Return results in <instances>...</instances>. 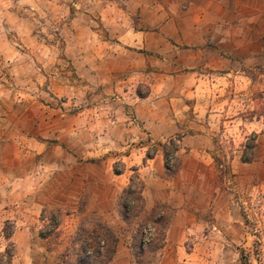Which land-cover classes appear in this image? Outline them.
Here are the masks:
<instances>
[{"label":"crops","instance_id":"obj_1","mask_svg":"<svg viewBox=\"0 0 264 264\" xmlns=\"http://www.w3.org/2000/svg\"><path fill=\"white\" fill-rule=\"evenodd\" d=\"M83 1L85 20H73L71 26L82 27L86 37L82 44L91 43L94 33L98 46L91 50V45H83L82 53L67 50L66 57L78 74L103 76V91L118 94L102 100L98 111L68 113L52 107L44 114L42 102H32L29 109L25 105L15 121L19 134L5 135L0 141L9 144L6 154L34 161L26 174L9 169L2 177L18 180L19 196L34 190L35 204L75 203L82 197L86 211L91 209L88 212L108 222L117 236L105 264H185L187 231L204 220L206 208L219 198L212 195L216 188L210 148L213 130L224 120L215 105L200 96L209 88L204 78L208 69L216 74L234 70L236 42L244 40L235 36V17L239 15L238 23L242 22L240 10L250 0ZM121 73L140 76L146 91L136 94L135 82L127 86L122 84L126 79L111 80ZM129 86L132 94H126ZM192 96L196 97L185 99ZM80 132L88 141L73 138ZM51 134L67 143L70 162L65 161L62 180L51 169L44 183L43 168L50 164L44 165L43 145ZM168 137L176 140L172 172L164 166L160 144ZM110 159L120 162V172L111 170ZM132 173L142 182L141 206L133 221L165 220L159 242L151 238L148 256L143 252L139 260L133 254L137 244L117 227L123 221L117 213L118 195ZM62 186L66 193L61 199ZM223 204L228 218L233 206L229 209L228 199ZM211 210L217 218L223 212L217 203ZM230 227L234 228L233 220L227 222Z\"/></svg>","mask_w":264,"mask_h":264},{"label":"rangeland","instance_id":"obj_2","mask_svg":"<svg viewBox=\"0 0 264 264\" xmlns=\"http://www.w3.org/2000/svg\"><path fill=\"white\" fill-rule=\"evenodd\" d=\"M83 2L0 0V140L4 141L5 135L19 134V121H15L21 118L25 105L29 109L34 101L42 102L44 114L52 107L56 111L60 107L63 112L76 113L82 109L98 111L102 100L118 94L115 90L103 91V76L78 74L66 57L67 50L82 53L83 45H91V50L98 46L94 33L89 38L91 43L82 44L86 39L82 27L75 30L71 26L73 20H85ZM240 11L242 22L238 23L239 15H236L234 28L235 36L244 39L236 42L238 62L230 74H216L208 69L204 80L209 88L200 95L215 105V112L224 120L213 130L210 148L216 188L212 195L219 198L206 208L204 220H197L187 231L185 264H264V0H250ZM131 77L126 73L110 76L114 81L126 79L122 84L127 86L135 82L134 92L144 93L147 85L140 81L143 79ZM127 89L126 94H132L131 87ZM86 137L80 132L73 138L81 143L88 141ZM3 141H0L3 150L0 198L6 201L0 202V252L6 248L11 253L9 264H85L88 259L77 261L73 248L86 240L84 254L91 256L103 238L100 235L92 238L84 230L99 229V224L113 229L108 222L88 212L91 209L86 211L82 197L75 203L35 204L34 190L19 196L18 180L7 181L2 174L9 169L26 174L34 160L31 158L29 162L23 155L6 154L4 150L9 144ZM43 147L44 165L50 164L43 168L44 183L51 169L62 180L67 171L65 161L70 162L67 143L51 134L45 138ZM58 150L65 152L61 154ZM245 157L248 159L244 160ZM116 160L110 159L111 170L121 169ZM171 160L175 163V158ZM64 189V186L59 188L61 199L66 193ZM227 199L229 209L230 206L234 209L228 218L223 204ZM129 202L125 208L117 204V213L123 220L117 227L128 235L131 243L137 244L138 250L133 249V254L139 260L141 253L148 254L147 242L151 238L156 244L159 242L165 220L145 217L134 222L138 206L136 201L129 199ZM216 203L223 211L218 218L211 210ZM232 220L234 228L227 229V222ZM9 229L12 233L6 238L3 230Z\"/></svg>","mask_w":264,"mask_h":264},{"label":"trees","instance_id":"obj_3","mask_svg":"<svg viewBox=\"0 0 264 264\" xmlns=\"http://www.w3.org/2000/svg\"><path fill=\"white\" fill-rule=\"evenodd\" d=\"M160 144L162 147L164 166L168 172H172L175 168V163H173L172 161L170 162V164H168V163H169V159H170L169 157L175 158V154H174V151L176 150L175 139L173 137H168L165 140H163L162 142H160ZM149 155H150L149 152L146 151L145 156L147 157ZM243 159L247 160L248 158L245 157ZM112 170L114 173L120 172V170H118L116 168H113ZM141 186H142V182L138 179V176L134 173V175L129 178L128 184L121 189V192L118 195V199L120 198V201H118L120 206L125 208L124 207L125 204L123 202L126 198H129L133 201H136L137 206L139 208L141 206V195H140ZM6 222H7V219L4 220V224H6ZM4 227H5V225H4ZM98 228L99 229L91 228V229H87L84 231L92 234V238L100 235L103 238L102 244L100 245V247L98 246L99 248L95 247L91 251V256L84 254L86 252V249L84 248L85 244H86V240H85V242L82 243L81 246L73 248L72 252L75 256L74 258L77 261H80V259H85V260L88 259L85 264H105L111 258L112 253L114 251V246H115L117 236L114 233V231H112L108 226H106L104 224H99ZM86 232H85V234H86ZM11 233H12V229L3 230V235L6 238H9ZM39 235L45 236V234H41V233H39ZM78 238H79V236L77 237V239ZM106 241H108V244H106ZM109 242H110V244H109ZM94 243H93V245H94ZM0 256H3V261L0 264H9L10 259H11V253L6 248H4L0 252Z\"/></svg>","mask_w":264,"mask_h":264},{"label":"built area","instance_id":"obj_4","mask_svg":"<svg viewBox=\"0 0 264 264\" xmlns=\"http://www.w3.org/2000/svg\"><path fill=\"white\" fill-rule=\"evenodd\" d=\"M170 159H169V163L168 164H170V162L172 161L171 160V157H169ZM130 202H129V199L127 200H125V202H124V204H125V207H127L128 206V204H129Z\"/></svg>","mask_w":264,"mask_h":264}]
</instances>
